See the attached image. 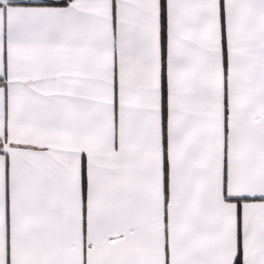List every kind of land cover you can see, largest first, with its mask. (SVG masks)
I'll list each match as a JSON object with an SVG mask.
<instances>
[{
  "label": "snow or ice",
  "instance_id": "1",
  "mask_svg": "<svg viewBox=\"0 0 264 264\" xmlns=\"http://www.w3.org/2000/svg\"><path fill=\"white\" fill-rule=\"evenodd\" d=\"M0 264H264V0H0Z\"/></svg>",
  "mask_w": 264,
  "mask_h": 264
}]
</instances>
